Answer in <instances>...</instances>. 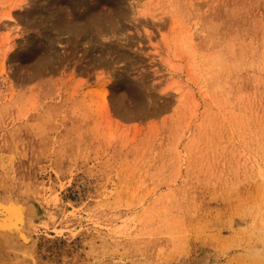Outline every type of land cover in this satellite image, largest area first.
Here are the masks:
<instances>
[{
    "label": "rangeland",
    "instance_id": "rangeland-1",
    "mask_svg": "<svg viewBox=\"0 0 264 264\" xmlns=\"http://www.w3.org/2000/svg\"><path fill=\"white\" fill-rule=\"evenodd\" d=\"M8 202L0 264H264V0H0Z\"/></svg>",
    "mask_w": 264,
    "mask_h": 264
},
{
    "label": "bare ground",
    "instance_id": "bare-ground-1",
    "mask_svg": "<svg viewBox=\"0 0 264 264\" xmlns=\"http://www.w3.org/2000/svg\"><path fill=\"white\" fill-rule=\"evenodd\" d=\"M8 15L11 16L10 13ZM4 208V210H0V234L7 233L13 236H17L19 231L23 230L26 216L19 204L17 205L8 202L6 203ZM20 238L25 242L29 240V237L25 233Z\"/></svg>",
    "mask_w": 264,
    "mask_h": 264
}]
</instances>
